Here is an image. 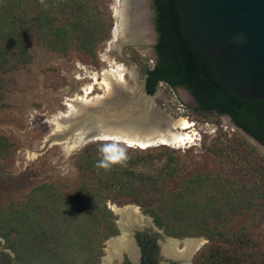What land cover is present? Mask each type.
I'll return each mask as SVG.
<instances>
[{
	"label": "trees",
	"instance_id": "obj_1",
	"mask_svg": "<svg viewBox=\"0 0 264 264\" xmlns=\"http://www.w3.org/2000/svg\"><path fill=\"white\" fill-rule=\"evenodd\" d=\"M179 4L154 0L159 35L154 64L133 52L147 92L153 95L160 83L188 88L198 103L193 111L229 115L264 145V98H243L222 79L215 60L194 47ZM113 26V17H105L90 0H0V110L9 105L7 76L33 60L26 37L39 39L48 51L67 57L76 49L95 60ZM227 136L219 133L206 147L216 165L243 158L240 146L226 142ZM239 138L259 150L243 134ZM14 148L15 142L0 132V179L9 177L7 160ZM145 159L165 162L148 173L138 169ZM75 166L74 182H43L25 200L0 205V236L22 264H102L106 242L120 233L118 215L108 202L141 206L176 237L205 236L208 242L192 264H264V242L256 239L252 226L225 230L264 199L257 180L239 182L218 170L196 172L189 151L164 145L142 149L111 140L83 146Z\"/></svg>",
	"mask_w": 264,
	"mask_h": 264
},
{
	"label": "rangeland",
	"instance_id": "obj_2",
	"mask_svg": "<svg viewBox=\"0 0 264 264\" xmlns=\"http://www.w3.org/2000/svg\"><path fill=\"white\" fill-rule=\"evenodd\" d=\"M90 2L98 5L105 17L112 16L115 25L116 18L113 15L112 7L116 3L113 0H90ZM146 10L148 13L147 25L150 29L149 41L140 38L139 41L134 42L132 37L120 52L115 53L119 63L126 67L132 65L135 67L136 73H138L137 87L134 90L125 91L126 93L119 101L116 98L114 103L102 105L107 107L102 111L121 115L124 112L137 114L147 111L155 112L158 109L173 118L186 117L194 123L192 130L197 133L195 145L168 147L179 150L183 154L189 151L196 172L218 170L239 182H251L255 179L258 181V185L264 187V148L234 125L231 118L226 115H217L215 112L197 114L193 111V106L183 100L177 89L174 90L165 83H160L153 95L147 92L145 77L140 65L133 57L135 51L144 62L150 65L154 64L156 58L154 46L157 42V31L152 0L146 3ZM112 33L99 43L95 60L76 49H72L70 55L66 57L48 51L37 38H25L33 54V60L26 68L14 71L7 76L11 83L5 101L9 105L0 110V132L8 135L15 142L12 157L7 160L9 177L0 179V205L6 206L12 202L25 200L31 190L43 182L60 184L72 183L76 180L78 170L75 166V157L84 145L71 151L65 143L51 141L50 138L53 134H61L65 129L63 126L59 130L57 123L51 120H54L61 111L66 110L64 101L67 97L81 95L80 88L92 83L90 76L94 72L102 73L108 66L102 57L113 40ZM125 77L129 81V73ZM96 94L105 96L107 93L101 85H96ZM216 117L220 119V122L215 121ZM219 133H227L226 142L240 146L239 150L243 158H246V161H251L253 166L248 163L245 165L242 156L240 158L233 156L230 162L224 160L225 163L216 165L214 157L206 151V147L212 146L213 138ZM240 134L247 137L259 150L252 149L251 144H242L239 138ZM163 162H165L164 159L150 164V161L145 159L140 163L138 169L155 173ZM113 205L118 206L116 203L108 202V207L111 210H113ZM134 205L143 215L152 217L149 213H145L141 206ZM116 215H118L117 222L121 224V215ZM243 225L252 226L256 239L264 242V199L257 207L246 211L225 230L236 231ZM2 238L0 236V246L7 247L5 239ZM197 238L204 239L202 247L208 242L205 236ZM198 251L193 252L192 263Z\"/></svg>",
	"mask_w": 264,
	"mask_h": 264
},
{
	"label": "bare ground",
	"instance_id": "obj_3",
	"mask_svg": "<svg viewBox=\"0 0 264 264\" xmlns=\"http://www.w3.org/2000/svg\"><path fill=\"white\" fill-rule=\"evenodd\" d=\"M114 12L116 25L112 30L113 40L102 57V60L107 62L108 66L102 73L94 72L90 76L92 83L80 88L81 95L76 94L75 97H67L65 99L64 105L66 106V110L61 111L55 116L54 120H51L57 123L58 129L64 126L65 129H63L61 134L65 135L53 134L50 138L51 141H61L71 151L83 146L87 142L86 140L92 136H101L102 138L118 137L130 141L133 143L131 144L132 147L138 148H141L139 146H142V148L153 147L155 142H158L160 145H169L170 147L195 145L197 133L192 130L194 123L183 116L177 118L169 117L170 115L167 118L164 116L157 119L154 124L148 127H138L136 123H112L108 117L109 112L102 111L97 120L92 119V114H87L93 106L100 104L108 105L107 99L116 100L119 96L118 93L134 90L137 87L138 73H136L135 67L133 65L126 67L122 63H119L116 60L115 53L120 52L122 47L132 37L135 41L137 34L138 39L149 40L150 30L146 20L148 13L145 9V0H117ZM127 73L130 75L129 81L125 77ZM96 85H101L107 94L105 96L95 95ZM140 135L147 137V139L139 137ZM153 137L156 139L155 142L151 140ZM113 210L121 215V223L144 219L137 206L118 208V206L113 205ZM110 244H116L121 248L126 246L124 237L114 242L111 241ZM203 244V238H188L184 240L185 246L182 250L176 247L179 255L186 257L185 255H191L200 249Z\"/></svg>",
	"mask_w": 264,
	"mask_h": 264
},
{
	"label": "water",
	"instance_id": "obj_4",
	"mask_svg": "<svg viewBox=\"0 0 264 264\" xmlns=\"http://www.w3.org/2000/svg\"><path fill=\"white\" fill-rule=\"evenodd\" d=\"M145 2L148 3L149 0H145ZM179 6L185 22V28L192 39L194 47L215 60V69L222 76V79L228 82L236 93L243 98L251 100L263 99L264 0H180ZM137 37L136 35L134 42L140 40ZM177 90L188 105L193 106V108L198 106L190 90L184 87H178ZM125 93V91L118 93L117 101ZM106 101L110 104L116 100L107 99ZM103 108L107 107L101 104L93 106L87 114H92V119L97 120ZM164 116L167 118L169 115L158 109L155 112L147 111L137 114L124 112L121 115H115L108 113L110 121L114 124L136 123L138 127H148ZM226 116L231 118L229 115ZM238 128L255 140L260 147L264 148L262 143L240 127ZM62 135L65 134L60 136ZM139 137L143 136L140 135ZM143 138L147 139V137ZM98 140L122 142L128 146L133 144L118 137L102 138L101 136H92L86 140L87 142L84 143V146ZM151 140L153 142L156 141L155 137L151 138ZM157 146L161 145L155 142L153 147ZM139 147L142 148V146ZM128 206L136 205L127 204L118 208H126ZM188 238L198 239L197 237H185L184 240ZM119 239H121V235L111 237L107 244L109 245L111 241L114 242ZM192 256L193 253L191 255L188 254V264H191Z\"/></svg>",
	"mask_w": 264,
	"mask_h": 264
},
{
	"label": "flooded vegetation",
	"instance_id": "obj_5",
	"mask_svg": "<svg viewBox=\"0 0 264 264\" xmlns=\"http://www.w3.org/2000/svg\"><path fill=\"white\" fill-rule=\"evenodd\" d=\"M152 6H154V0H152ZM154 16H156L155 9ZM146 20L148 22V16ZM158 36L157 32V40ZM154 52L157 57L155 46ZM143 218L129 223L118 222L120 226L118 235H121V239L124 237L126 246L121 248L116 244L111 246L107 244L109 248H105L102 264H186L189 262L188 255L184 257L178 253V249L182 250L185 246L184 238L170 234L165 227H160L153 217L143 215ZM0 264L22 263L10 248L0 246Z\"/></svg>",
	"mask_w": 264,
	"mask_h": 264
},
{
	"label": "built area",
	"instance_id": "obj_6",
	"mask_svg": "<svg viewBox=\"0 0 264 264\" xmlns=\"http://www.w3.org/2000/svg\"><path fill=\"white\" fill-rule=\"evenodd\" d=\"M114 1V3H116L117 2V0H113ZM114 5H113V7H112V10H113V15H115V12H114Z\"/></svg>",
	"mask_w": 264,
	"mask_h": 264
},
{
	"label": "clouds",
	"instance_id": "obj_7",
	"mask_svg": "<svg viewBox=\"0 0 264 264\" xmlns=\"http://www.w3.org/2000/svg\"><path fill=\"white\" fill-rule=\"evenodd\" d=\"M186 145H183L182 147H185ZM142 149H144V148H142ZM146 149V148H145Z\"/></svg>",
	"mask_w": 264,
	"mask_h": 264
}]
</instances>
